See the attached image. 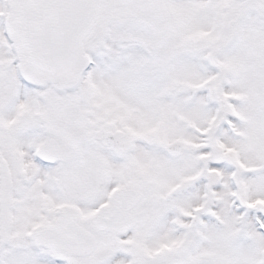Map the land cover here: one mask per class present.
Masks as SVG:
<instances>
[{
	"label": "snow or ice",
	"instance_id": "1",
	"mask_svg": "<svg viewBox=\"0 0 264 264\" xmlns=\"http://www.w3.org/2000/svg\"><path fill=\"white\" fill-rule=\"evenodd\" d=\"M0 264H264V0H0Z\"/></svg>",
	"mask_w": 264,
	"mask_h": 264
}]
</instances>
